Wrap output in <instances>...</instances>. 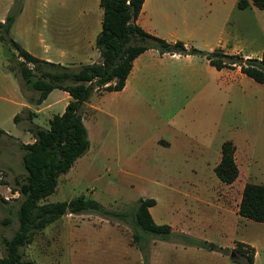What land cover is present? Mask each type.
<instances>
[{"label": "rangeland", "instance_id": "rangeland-1", "mask_svg": "<svg viewBox=\"0 0 264 264\" xmlns=\"http://www.w3.org/2000/svg\"><path fill=\"white\" fill-rule=\"evenodd\" d=\"M68 2L47 0L45 7L41 6V15L51 14L54 18L64 12V7L68 14H78L79 4ZM153 2L149 11L154 14H147L146 23L159 27V31L164 33L174 29L184 35L186 28L182 21H165L168 13L172 15L175 12L171 6L164 8L161 5L162 10L157 11L156 1L150 0ZM198 6L202 13L187 19L191 33L186 41L190 46L210 51L216 48L223 16L217 14L210 20L204 12L209 5ZM208 27L211 28L210 33L206 31ZM11 48L8 42H0V129L8 132L15 128L14 110L5 100L17 99L16 76L24 93L30 89L27 79L21 74L20 60L11 53ZM189 85H180L179 109L171 121L176 122L178 136L182 137L179 146L171 149L143 143L151 139L167 118L148 115L130 118L127 130L144 132L141 140L137 139L140 142L131 145L112 142L115 146H111L108 138L113 125L111 119L107 115L94 114L91 106L86 105L84 123L89 131L91 147L67 173L59 177L56 191L45 201L71 200L85 195L105 208L130 212L128 214L131 215L140 198L151 196L157 199L152 208L156 221L174 222L178 228H172L168 239L141 232L143 239L140 243L147 247L145 252L149 264H234L232 252L227 253L223 249L230 250L228 247L235 238L254 242L258 250L255 264H264V223L245 218L233 231L232 226L220 218L218 210L196 201L193 196L179 197L175 208L169 205L171 198L166 194L167 186L173 183L172 177L175 176L183 178L180 183L190 193L194 190L190 179L194 178L209 190L211 186L223 190L228 188L235 197L239 196L241 184L246 181L264 183V84L247 76L238 90L224 85L225 88L208 92L201 84ZM92 95L90 99L94 101L99 98L95 91ZM174 112L175 109L170 115ZM39 121L45 124L47 120ZM199 131L203 134L200 137L203 146L186 137L191 136L190 133L199 135ZM226 140H233L237 146L241 172L232 183L223 182L218 186L222 181L215 172V166L220 161L222 144ZM22 156L20 142L1 133L0 174L2 181L12 187L17 178L22 180L26 174ZM4 191L0 187V230L11 237L19 226L17 209L20 201H3ZM205 199L213 200L211 197ZM5 218L10 221L4 223ZM132 218L128 217L130 221ZM134 231L131 222L118 217H105L98 212L67 213L39 231L33 242L21 249L24 259L30 264H145V253L134 241ZM181 234L205 240L209 246L186 244ZM4 253L0 246V256Z\"/></svg>", "mask_w": 264, "mask_h": 264}, {"label": "crops", "instance_id": "crops-1", "mask_svg": "<svg viewBox=\"0 0 264 264\" xmlns=\"http://www.w3.org/2000/svg\"><path fill=\"white\" fill-rule=\"evenodd\" d=\"M73 1L79 4L78 14H68L67 9L64 7L63 13L60 12L52 18L51 14L41 15V6L45 7L47 0H23L21 9L11 27V36L35 57L60 64L66 69H76L83 64L100 61V51L96 46V38L102 29L104 14L100 0H69L68 3L72 4ZM155 1L157 11L162 10L161 5L164 8L168 5L171 6L172 11L175 12L172 15L168 13L165 21H182L186 33L180 35L174 29L170 30L169 33H164L159 31V27H153L151 23H146L147 14H154L152 10H149L152 9L151 6L155 2L150 3V0H145L137 23L148 32L169 41L184 40L183 42L190 46L186 41L187 36L191 33L187 19L188 17L192 19L194 15L202 13L199 4H208V9H204L208 19H213V16L215 18L217 14L223 16V23L219 27V37L214 49H222L226 53H241L245 58H261L264 52V8L256 6L252 0H248L249 4L244 8L239 7L240 0ZM15 2L16 0H0V22L6 20L8 14L13 10ZM210 30V27L206 29L208 33H210ZM13 52L15 53V50L11 51L12 54ZM17 59L22 60L21 57H17ZM183 75L185 77H180ZM247 76L241 71L240 65L217 69L211 65L209 59L201 55L161 54L157 49H147L134 59L133 67L123 89L118 91H95L99 98L95 101L89 99L85 103L83 119L85 120L87 116L84 113V108L86 105L91 106L94 114L107 115L111 119L113 125L108 131V138L111 143L122 142L131 145L140 142L137 139L141 140L144 132L133 129L128 131L127 126L131 120L130 118L147 115L155 118L165 117L167 119L164 120L165 122L161 128L151 135L150 140L143 143H153L158 147L171 149L179 146L182 137L178 136L176 122L171 121L179 109L181 84H187L188 86H190L189 84H201L203 89L208 90V92L213 89L225 88L224 85H227L231 90H238L241 82ZM16 80L17 99L5 100L10 103L14 110L15 128L14 131L10 132L2 129L0 131L20 143L33 142L35 135L32 128L36 126L49 127L50 119L55 114L64 112L71 96L67 91L55 88L45 99L38 102V91L29 89L27 93H24L21 90L17 76ZM33 95H36V97H33ZM174 109L175 112L170 115ZM23 113H26V116L23 117ZM15 116H18V120H15ZM40 119H46L47 121L45 124H41ZM113 133L116 134L113 135ZM190 134L191 136H186L188 140L203 146L200 140L203 134L200 131L199 135ZM232 142L234 143L233 140ZM113 143L111 146H115ZM234 145L236 147L235 160L239 167L237 146L235 143ZM121 146L126 147V145ZM240 172L239 167V175ZM181 179H183L181 176L172 177L173 183L167 186L166 194L171 198L169 201L170 206L176 208L179 197L193 196L196 201L207 204L211 209L218 210L220 218L229 223L233 231L237 230L239 222L245 219L239 214V207L247 181L241 184L240 194L235 197L232 192L228 191V188L223 190L211 186L209 190L206 185H201L199 180L194 178L190 179L193 181L192 186L194 188L193 193H190L181 185ZM221 183L223 181L218 182V186H221ZM209 197L213 200L205 199ZM155 205L150 207V212L156 221L152 212ZM224 221L221 222L225 223ZM159 224H168V222ZM169 225L172 228H178L174 222ZM238 241L254 246L256 260L258 250L254 242L235 238L233 244L228 248L230 250L235 248Z\"/></svg>", "mask_w": 264, "mask_h": 264}, {"label": "trees", "instance_id": "trees-1", "mask_svg": "<svg viewBox=\"0 0 264 264\" xmlns=\"http://www.w3.org/2000/svg\"><path fill=\"white\" fill-rule=\"evenodd\" d=\"M145 0H100L103 8L102 29L96 38V46L101 60L86 63L76 71H69L60 64L48 62L32 55L10 34L12 24L21 9L22 0L16 1L4 22H0V40L6 41L21 57L19 67L27 79L30 89L37 90L38 102H41L55 88L67 91L71 99L61 114H55L49 127L32 128L35 140L20 143L23 150L22 164L25 176L16 179L14 189L21 196L17 209L19 226L11 237L0 230V246L4 255L0 264H30L24 259L22 247L30 244L39 231L67 213L98 212L105 217H118L131 222L134 228V241L143 252L145 264H149L147 247L140 243L141 232L168 239L172 233L169 224L157 223L150 207L156 204L153 197L140 198L130 212H116L105 208L97 200L80 195L71 200L45 201L53 194L59 184V177L67 173L76 160L90 148L88 129L83 119V107L94 91H118L124 88L127 77L133 67L134 59L147 49H157L161 54L201 55L209 59L217 69L241 66V71L264 84V52L261 58H245L241 53H226L222 49L205 51L189 46L181 40L169 41L156 36L137 23ZM253 4L264 8V0H252ZM248 0H240L239 7L244 8ZM18 120V116H15ZM2 131H0L1 133ZM236 147L231 140L222 144V156L215 166L218 177L226 183H232L239 176V167L235 160ZM3 182V181H2ZM5 183V182H4ZM3 201H5L2 198ZM239 214L245 218L264 222V184L246 182ZM133 216L132 221L128 217ZM9 218L4 219L8 223ZM186 244L208 247L209 243L188 234H181ZM234 264H255L254 246L238 241L232 250Z\"/></svg>", "mask_w": 264, "mask_h": 264}, {"label": "built area", "instance_id": "built-area-1", "mask_svg": "<svg viewBox=\"0 0 264 264\" xmlns=\"http://www.w3.org/2000/svg\"><path fill=\"white\" fill-rule=\"evenodd\" d=\"M3 176L0 174V187H3L5 189L4 192H2V198L6 201H14L20 198L21 193L19 189H14L12 186H10L7 183L2 182ZM5 185V186H4Z\"/></svg>", "mask_w": 264, "mask_h": 264}, {"label": "water", "instance_id": "water-1", "mask_svg": "<svg viewBox=\"0 0 264 264\" xmlns=\"http://www.w3.org/2000/svg\"><path fill=\"white\" fill-rule=\"evenodd\" d=\"M232 257L234 256V253H232V255H231Z\"/></svg>", "mask_w": 264, "mask_h": 264}]
</instances>
